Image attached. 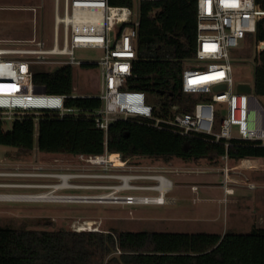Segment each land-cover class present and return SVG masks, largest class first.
Here are the masks:
<instances>
[{"label":"trees","instance_id":"1","mask_svg":"<svg viewBox=\"0 0 264 264\" xmlns=\"http://www.w3.org/2000/svg\"><path fill=\"white\" fill-rule=\"evenodd\" d=\"M109 4L132 8L140 19L137 57L128 88L144 92L157 115L167 116L175 105L181 112L191 113L196 103L205 100L182 91L183 70L197 49V0H109ZM253 40L256 46L264 42V19L258 22L256 33L244 40L247 53ZM33 71L34 82L44 85L49 93L74 95L72 66L54 70L35 66ZM254 93L264 97V50L256 57ZM66 106L94 112L102 107V101L69 98ZM0 146L15 150L17 157L30 156L35 149L73 156L120 154L127 164L138 158L165 164L174 159L208 160L212 167L225 157L237 162L264 161L260 142L233 140L227 148L224 140L215 143L202 135H181L139 119L116 121L106 133L92 119H60L50 113L40 116L38 123L35 116H27L9 129L0 119ZM0 264H264V228L255 225L247 234L221 235L0 227Z\"/></svg>","mask_w":264,"mask_h":264},{"label":"built area","instance_id":"2","mask_svg":"<svg viewBox=\"0 0 264 264\" xmlns=\"http://www.w3.org/2000/svg\"><path fill=\"white\" fill-rule=\"evenodd\" d=\"M261 19H264V6L257 0H197V49L195 57L183 70L182 91L205 100L196 103L191 113H183L175 105L167 116H160L144 92L128 88L137 57L135 43L140 26L137 11L112 6L109 0H55L53 44L49 49L41 41L37 48L0 46V119L14 123L35 116L38 122L39 117L47 113L60 119L89 118L106 133L116 121L139 119L152 127L181 135H202L215 143L224 140L227 148L233 140L260 142L264 146V126L261 124L264 107L254 93V85H251L250 94L238 93L240 82L236 81L233 69V51L240 48L249 34L256 33ZM257 48L259 52L264 50V42L257 44ZM78 49L98 50L104 55L99 60H83L76 56ZM86 64L101 68L103 84L98 96L52 94L44 85L34 82L35 66ZM217 87L221 88L216 90ZM78 97L100 99L102 107L85 112L66 106L69 98ZM217 104L226 106L225 117H221V112L216 109ZM235 128L237 135H234ZM117 155L121 164H126L121 155ZM108 156L81 157L91 165H102L97 159L102 157L108 161ZM109 164L116 167L115 163ZM25 176L28 174L0 172V178ZM98 177L156 181V185H135L127 189L157 193L154 196L110 193L114 200H123L129 205H160V198L166 196L170 186L172 188V183L158 174ZM11 187L28 188L19 184H0L1 189ZM249 187L256 189L253 184Z\"/></svg>","mask_w":264,"mask_h":264},{"label":"rangeland","instance_id":"3","mask_svg":"<svg viewBox=\"0 0 264 264\" xmlns=\"http://www.w3.org/2000/svg\"><path fill=\"white\" fill-rule=\"evenodd\" d=\"M257 2L264 6V0ZM54 26L55 0H0V46L37 48V43L41 41L49 49L53 44ZM234 52L236 81L254 85L256 57L259 53L255 41H252L250 53H247L244 42ZM103 55L98 50H76V56L83 60H99ZM56 67L49 65L43 68L54 70ZM73 74L74 95L101 94L103 80L100 67L73 66ZM259 99L264 107V97ZM216 109L221 112V117L226 116L225 105L217 104ZM262 114L261 124L264 126V112ZM5 122L6 128H11L12 122ZM234 135H237L236 128ZM15 157V150L0 146V172H22L28 176L2 177L0 184H19L28 188H0L1 196L48 194L53 199L97 197L117 191V188L111 187L124 186L123 178L113 176L138 174L163 175L172 183V188L166 194L164 205H129L123 200L114 199L103 203L93 199H86V202H61L65 199L60 202L0 200V227L224 235L247 234L256 225L258 201L255 190L260 184L256 171L258 168L264 169V161L259 158L256 166H250L245 160L237 162L228 158L220 159L216 167H212L208 160L189 162L174 159L165 164L138 158L130 164L115 163L116 167H113L109 159V163L91 165L81 156L45 154L37 149L30 156ZM64 175L73 176L69 181L73 188L55 191L54 187L63 184V180L56 176ZM98 175L113 178L100 179ZM155 182L134 180L130 181V186L156 185ZM250 184L255 185L256 189H251ZM228 190H232V195L228 194ZM116 195L154 196L157 193L122 190Z\"/></svg>","mask_w":264,"mask_h":264},{"label":"bare ground","instance_id":"4","mask_svg":"<svg viewBox=\"0 0 264 264\" xmlns=\"http://www.w3.org/2000/svg\"><path fill=\"white\" fill-rule=\"evenodd\" d=\"M110 156V158H109ZM108 159L111 161V163H121V161L118 158L117 154H113V155H109ZM97 162L99 164H105L107 162V159L99 157L97 159ZM247 162L249 165L251 164V162L245 161ZM59 178H61L63 180V184L54 187L55 191L61 190V189H65V188H73L70 185V179L73 178V176H68V175H64V176H57ZM124 181V186L121 187H117V191H122V190H127L130 188V178H123L122 179ZM171 189V186H170ZM54 191V193H55ZM164 193V192H163ZM232 190H228V194H232ZM52 194V193H51ZM61 199H65L64 201L61 202H77V201H83L86 202V199H93V200H97L99 203H103L106 202L105 200H113L115 199L114 197H112V194H107V195H103V196H97V197H56V198H51L49 197L48 194H39L37 196H1L0 195V200H4V201H32V202H39V201H47L50 200L49 202H60ZM160 205H164L166 204V196H162L160 198ZM89 223V222H88ZM86 224V223H85ZM91 224V223H90ZM83 229V228H82ZM80 230V229H79Z\"/></svg>","mask_w":264,"mask_h":264},{"label":"crops","instance_id":"5","mask_svg":"<svg viewBox=\"0 0 264 264\" xmlns=\"http://www.w3.org/2000/svg\"><path fill=\"white\" fill-rule=\"evenodd\" d=\"M257 159H246L245 161L251 162L250 166H256ZM256 173H258L260 184L258 185V189L255 190L257 191L255 198L256 201H258V205L256 206V212H255L256 213L255 223L256 226L260 228H264V169L258 168Z\"/></svg>","mask_w":264,"mask_h":264},{"label":"water","instance_id":"6","mask_svg":"<svg viewBox=\"0 0 264 264\" xmlns=\"http://www.w3.org/2000/svg\"><path fill=\"white\" fill-rule=\"evenodd\" d=\"M220 88L221 87H217L216 90ZM237 91L238 93H242V94H250L252 92V86L248 83H240L238 84ZM161 94H164V92H162Z\"/></svg>","mask_w":264,"mask_h":264}]
</instances>
